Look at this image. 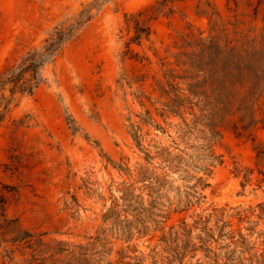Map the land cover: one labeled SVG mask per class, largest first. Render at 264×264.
<instances>
[{
  "label": "rangeland",
  "instance_id": "obj_1",
  "mask_svg": "<svg viewBox=\"0 0 264 264\" xmlns=\"http://www.w3.org/2000/svg\"><path fill=\"white\" fill-rule=\"evenodd\" d=\"M91 5L0 121V264H264V0H0V73Z\"/></svg>",
  "mask_w": 264,
  "mask_h": 264
},
{
  "label": "trees",
  "instance_id": "obj_2",
  "mask_svg": "<svg viewBox=\"0 0 264 264\" xmlns=\"http://www.w3.org/2000/svg\"><path fill=\"white\" fill-rule=\"evenodd\" d=\"M95 5L84 8L76 18L74 23L68 26H57L51 35L45 40V42L40 46L29 50L24 54L21 59L12 67L6 69L4 72L0 73V89L8 88L10 91V96L2 95L0 101V121L3 119L5 113L9 110L12 101L15 98L16 93L22 94H32L35 88L43 80V68L46 63L54 61L57 55L62 51L65 44L73 38L76 31L82 26L86 21L92 18L93 14L91 9ZM135 22V34L131 41L141 43V39L150 35V26L140 23L138 18L134 19ZM220 56L217 51H212L209 54V58L206 59L205 55L199 54L197 58L196 68L198 71L205 72L207 66L209 68L210 75L214 76L215 79L220 78L218 84V90H227V83L229 81L237 82L241 81L243 76V65L240 59H232L231 63L226 64V66H221L218 64ZM234 70V71H233ZM199 75V73L192 75ZM184 77H187L184 76ZM174 90H177L172 86ZM198 83H189V91L191 94H199L197 91ZM175 97L173 98L174 104L178 107L185 104V102L194 103L189 97L183 98L179 93L175 92ZM218 97L222 102L229 106L230 101L228 97L223 99L221 93ZM172 110L178 111V108L171 107ZM73 130H76L75 126H72ZM134 136L139 144L138 135L134 133ZM147 158H151L150 154H147ZM201 178H199L200 180ZM208 184V183H205Z\"/></svg>",
  "mask_w": 264,
  "mask_h": 264
}]
</instances>
